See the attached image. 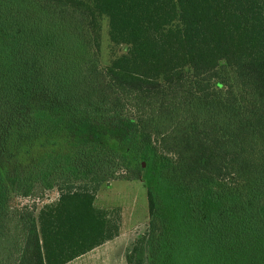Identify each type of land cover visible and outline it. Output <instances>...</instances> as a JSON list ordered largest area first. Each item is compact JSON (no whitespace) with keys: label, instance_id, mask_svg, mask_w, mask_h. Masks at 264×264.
Segmentation results:
<instances>
[{"label":"trees","instance_id":"16d2710c","mask_svg":"<svg viewBox=\"0 0 264 264\" xmlns=\"http://www.w3.org/2000/svg\"><path fill=\"white\" fill-rule=\"evenodd\" d=\"M103 17L125 51L99 67ZM0 37L21 46L18 73L51 101L14 117L10 133L64 137L0 179V264H67L117 236L94 206L106 182L97 167L125 158L144 171L150 218L126 264H146L150 233L177 264L199 262L240 203L233 187L264 170V0H0ZM54 186L55 201L3 209ZM260 199L225 264H264Z\"/></svg>","mask_w":264,"mask_h":264},{"label":"rangeland","instance_id":"374dc122","mask_svg":"<svg viewBox=\"0 0 264 264\" xmlns=\"http://www.w3.org/2000/svg\"><path fill=\"white\" fill-rule=\"evenodd\" d=\"M99 27V48L96 61L97 66L104 67L124 53L125 48L110 42L106 18L103 17L99 20ZM4 52L9 55L16 52L12 58L13 61L6 60ZM22 54L21 46L0 37V61L7 65V71L13 67L11 79L3 71L4 65L0 67V179L7 173L21 171L42 151L53 148L55 144H64L63 135H47L39 140L32 138L19 140L17 135L10 133V124L14 117H26L31 108L33 110L48 106L51 102L42 94L44 92L43 82L36 83L33 76L30 81H25L18 73V62L21 61ZM1 73L3 78H1ZM8 79L10 80L6 81ZM111 144L115 147L119 146L117 149L119 152L126 147L124 144L120 145V142L113 138H111ZM129 145L136 152L135 145L132 143ZM97 170L101 171L106 182H103L95 193L94 206L108 212L118 227V233L102 246L67 264H126V254L136 238L147 234L150 230L144 171L137 165H131L127 158L122 164L111 159L102 160ZM263 172L262 169L257 170L255 174H249L233 187L236 194L241 196L240 203L231 218L221 223L219 236L217 234L211 240V247L204 249L201 259L195 264H225V261L227 262V259L223 257L224 253L229 248L236 247L234 239L231 237L233 229L249 225V222L254 220L255 216L250 203L264 197ZM222 187L217 186L219 190H222ZM57 197V186L44 191L35 189L28 197L19 194L11 196L7 206L3 209L7 207L4 210H7L8 215H11L14 211L25 207L28 209L34 206L39 208L42 204L55 201ZM149 238L150 242L146 247V264H177L172 254L160 252L157 243L158 237L155 233L153 235L150 233Z\"/></svg>","mask_w":264,"mask_h":264},{"label":"crops","instance_id":"0c3cea01","mask_svg":"<svg viewBox=\"0 0 264 264\" xmlns=\"http://www.w3.org/2000/svg\"><path fill=\"white\" fill-rule=\"evenodd\" d=\"M102 246V245H101ZM100 247V246H99ZM98 248V247H97Z\"/></svg>","mask_w":264,"mask_h":264}]
</instances>
